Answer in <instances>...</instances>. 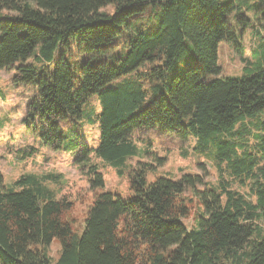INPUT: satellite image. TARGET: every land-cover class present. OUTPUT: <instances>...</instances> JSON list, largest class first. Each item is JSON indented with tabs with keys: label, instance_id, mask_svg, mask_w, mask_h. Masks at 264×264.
Here are the masks:
<instances>
[{
	"label": "trees",
	"instance_id": "trees-1",
	"mask_svg": "<svg viewBox=\"0 0 264 264\" xmlns=\"http://www.w3.org/2000/svg\"><path fill=\"white\" fill-rule=\"evenodd\" d=\"M149 8L154 17L144 22ZM247 32L257 37L253 62L241 77L223 76L219 46L242 54ZM263 32L264 0H0V72L12 69L14 84L34 92L27 132L59 153L68 125L95 119L97 154L120 175L132 168L125 200L99 191L104 177L90 165L94 197L81 232L67 217L73 202L46 185L53 177L25 174L10 185L0 178V264H264ZM119 37L125 51L115 55ZM70 42L81 65L65 58ZM94 96L98 114L87 108ZM245 123L251 129L235 138ZM141 130L194 139V150L213 160L218 185L197 190L203 180L191 174L149 181L165 158L127 165L139 155L133 134ZM248 135L255 154L238 142ZM73 150L86 167L90 149L77 140ZM222 172L249 184L251 198ZM53 242L61 248L56 261Z\"/></svg>",
	"mask_w": 264,
	"mask_h": 264
},
{
	"label": "rangeland",
	"instance_id": "rangeland-1",
	"mask_svg": "<svg viewBox=\"0 0 264 264\" xmlns=\"http://www.w3.org/2000/svg\"><path fill=\"white\" fill-rule=\"evenodd\" d=\"M150 10L152 9L149 8V11L141 17L144 22L154 17V12ZM105 11L113 15L115 9L113 6H109ZM234 16L233 14L231 18L233 19ZM250 17L252 18L251 15ZM252 20L254 19L252 18ZM123 41L124 39L121 37L115 39V44L119 45L115 55L120 52L122 55L125 51ZM241 43L243 46L242 54L237 53L231 45L222 43L219 46L218 62L222 67L223 76L241 77L244 69L253 62L257 37L253 36L251 32H247ZM59 57L60 54L57 55V58ZM65 58L72 65H81L84 62L83 58L77 55L73 42L68 44ZM27 64L38 66L34 59L28 60ZM13 77L14 71L12 69L0 72V178L5 185H10L25 174L53 177L50 179L53 181L46 182V185L54 190L57 197H65L73 202V209L67 217L73 222L74 229L81 232L87 209L94 197L87 177L90 165H95L104 177L105 186L99 191H110L125 200L132 197L129 189V173L132 168L129 169L124 166L122 168L123 174L120 175L119 169L97 154L100 143V127L94 117V120L84 119L83 122L67 126V130L65 129L67 143L61 152L56 153L43 147L40 144L39 135H31L23 123L27 119V108L34 96L33 88L15 85ZM87 108L93 109L96 114L100 113L99 98L97 96L92 97L87 103ZM248 129H251L249 123L236 128L233 131L234 137L237 138L239 132ZM77 134L80 136L79 139H77ZM133 139L138 147L139 155L131 159L127 164L128 166L136 167L139 161L158 165L154 156L165 158L163 165H158L154 171L149 173V181L161 176L179 179L183 174H191L200 176L203 180L204 184L199 185L197 190L218 185L219 172L213 160L194 150L196 145L194 139L184 142L174 137L158 135L156 131L145 130L135 131ZM246 139L247 141L240 140L238 142H242L248 151L255 154L257 152L256 140L250 135ZM77 140L84 142L90 149L89 164L86 167L82 166L84 161L81 165L76 163V160L81 156V152L73 153L75 151L73 146ZM146 150L150 151V155H145ZM263 165L264 160H261L259 166ZM222 173L223 178L231 184L232 189L239 191L248 199L251 198L252 192L249 184L243 185L234 181L227 172ZM186 196L192 200V211L198 210V201L193 193L187 191ZM184 223L189 228L193 227L195 225L193 216L184 219ZM60 251L58 242H53L49 247V255L54 261L58 259Z\"/></svg>",
	"mask_w": 264,
	"mask_h": 264
}]
</instances>
